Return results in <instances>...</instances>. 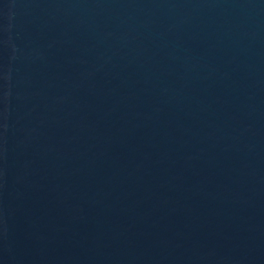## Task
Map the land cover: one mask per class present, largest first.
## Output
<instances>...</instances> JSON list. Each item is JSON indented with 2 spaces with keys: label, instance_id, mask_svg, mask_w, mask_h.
I'll use <instances>...</instances> for the list:
<instances>
[{
  "label": "water",
  "instance_id": "obj_1",
  "mask_svg": "<svg viewBox=\"0 0 264 264\" xmlns=\"http://www.w3.org/2000/svg\"><path fill=\"white\" fill-rule=\"evenodd\" d=\"M0 264H264V0H0Z\"/></svg>",
  "mask_w": 264,
  "mask_h": 264
}]
</instances>
